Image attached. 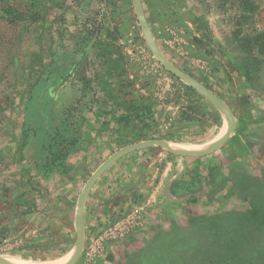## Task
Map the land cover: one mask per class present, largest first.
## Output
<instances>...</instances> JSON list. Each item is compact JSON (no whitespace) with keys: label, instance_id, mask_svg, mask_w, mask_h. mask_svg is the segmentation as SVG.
Returning a JSON list of instances; mask_svg holds the SVG:
<instances>
[{"label":"rangeland","instance_id":"obj_1","mask_svg":"<svg viewBox=\"0 0 264 264\" xmlns=\"http://www.w3.org/2000/svg\"><path fill=\"white\" fill-rule=\"evenodd\" d=\"M0 0V264H264V0ZM256 209V211H255ZM264 220V219H263ZM243 222L237 227L238 223ZM70 251L35 260L42 239ZM51 245L53 243L51 242Z\"/></svg>","mask_w":264,"mask_h":264},{"label":"water","instance_id":"obj_2","mask_svg":"<svg viewBox=\"0 0 264 264\" xmlns=\"http://www.w3.org/2000/svg\"><path fill=\"white\" fill-rule=\"evenodd\" d=\"M133 2H134V6H135V11H136V14H137V17H138V21H139V24L141 26L142 33H143V35H144V37L146 39V42L149 45V48L151 49V51L154 54V56L156 57V59L172 75H174L178 79L182 80L184 83H186L191 88H193L196 91H198L203 96H205L207 98H210L215 103H217L223 109V111L226 113V115L228 116L229 121H230V127H229L228 131L226 132V134L221 138V140H219V142H217L210 150H207V151H204V152H185V153H181V152H177V151L173 150L172 148L167 146L165 143L155 140V141L143 142V143L135 144V145L129 146V147L124 148V149L120 150L119 152L115 153L112 157H110L106 162H104L100 166V168L95 172V174L90 178V180L86 184V186H85V188H84V190H83V192H82V194L80 196V199H79V211H78V217H77L79 223H81V221H82L83 213H84L85 200H86V197H87L89 191L91 190L92 186L100 178V176L121 156H123V155H125V154H127V153H129V152H131V151H133L135 149H137V148L153 146V145H162V146L166 147L167 149H169L170 151H172V152H174V153H176L178 155H181V156H206V155L214 153L220 147H222L224 144H226V142L229 140L231 135L236 130V121H235V118L233 116L232 111L229 109V107L216 94H214L210 90L202 87L201 85L196 83L194 80H192L188 76L180 73L178 70H176L172 65H170L163 58V56L159 52L157 46L155 45V42H154L153 38L151 37V34L149 32L148 26L146 24L145 18H144L143 13H142L141 7L139 5V1L138 0H133ZM82 250H83V234H82L81 227H79L78 242H77L75 255H74L73 260L69 264H76L78 262V260L81 257V254H82ZM5 264H8V263H5Z\"/></svg>","mask_w":264,"mask_h":264},{"label":"trees","instance_id":"obj_3","mask_svg":"<svg viewBox=\"0 0 264 264\" xmlns=\"http://www.w3.org/2000/svg\"><path fill=\"white\" fill-rule=\"evenodd\" d=\"M262 216H263L262 218L258 219V216L255 213L253 218L257 219L255 220V222L259 224L261 223L260 225H262L264 223L263 220L264 214ZM242 224L243 222L238 223L237 227L241 226ZM53 238L47 237L42 239L40 242L36 243L32 248V250L34 251V255L31 257L35 260H41V261L55 260L61 258L70 251V248H67V245L65 243L58 242L62 239L61 237L57 239L56 238L53 239ZM51 242L53 243V245H51Z\"/></svg>","mask_w":264,"mask_h":264},{"label":"bare ground","instance_id":"obj_4","mask_svg":"<svg viewBox=\"0 0 264 264\" xmlns=\"http://www.w3.org/2000/svg\"><path fill=\"white\" fill-rule=\"evenodd\" d=\"M226 134V133H225ZM174 147L175 150H183L182 147L180 146H172ZM74 258V257H73ZM73 258L71 259V261L73 260ZM70 261V262H71ZM8 262L10 264H30L29 262H26V261H22V260H17V259H9ZM70 262H68L67 264H69ZM7 263V262H6ZM38 264H54V263H51V262H43V263H38Z\"/></svg>","mask_w":264,"mask_h":264}]
</instances>
